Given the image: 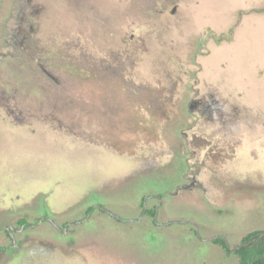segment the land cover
Returning <instances> with one entry per match:
<instances>
[{
    "label": "rangeland",
    "instance_id": "rangeland-1",
    "mask_svg": "<svg viewBox=\"0 0 264 264\" xmlns=\"http://www.w3.org/2000/svg\"><path fill=\"white\" fill-rule=\"evenodd\" d=\"M256 230L264 0H0V264H238L213 239Z\"/></svg>",
    "mask_w": 264,
    "mask_h": 264
},
{
    "label": "trees",
    "instance_id": "trees-1",
    "mask_svg": "<svg viewBox=\"0 0 264 264\" xmlns=\"http://www.w3.org/2000/svg\"><path fill=\"white\" fill-rule=\"evenodd\" d=\"M148 213L153 216L156 211L149 210ZM213 241L221 245L227 253L235 252L239 258L238 264H264V231L262 230L249 233L234 247L223 236H218Z\"/></svg>",
    "mask_w": 264,
    "mask_h": 264
},
{
    "label": "flooded vegetation",
    "instance_id": "flooded-vegetation-1",
    "mask_svg": "<svg viewBox=\"0 0 264 264\" xmlns=\"http://www.w3.org/2000/svg\"><path fill=\"white\" fill-rule=\"evenodd\" d=\"M148 211L149 210H147L146 208H145V210H144V212L146 213V214H149L148 213ZM155 211H156V209H155ZM153 217L155 218V221L157 220V214L155 213V215H153ZM156 224H157V222H156ZM8 235L14 240V234H13V232H8ZM229 243V242H228ZM230 244V243H229ZM227 253V252H226ZM232 253H234V254H236L235 252H232ZM232 253H228V254H232ZM237 255V254H236Z\"/></svg>",
    "mask_w": 264,
    "mask_h": 264
}]
</instances>
